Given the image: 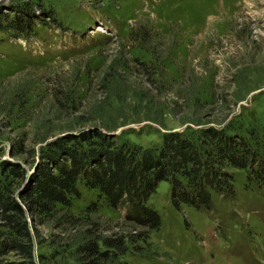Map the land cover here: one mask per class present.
Instances as JSON below:
<instances>
[{
    "label": "rangeland",
    "instance_id": "rangeland-1",
    "mask_svg": "<svg viewBox=\"0 0 264 264\" xmlns=\"http://www.w3.org/2000/svg\"><path fill=\"white\" fill-rule=\"evenodd\" d=\"M208 127L242 134L264 156V0H0L6 184L16 181L1 172L7 163L32 172L67 133L97 128L117 143L156 148L169 132L196 137ZM222 170L231 190L209 189L211 209L176 207L160 181L146 202L160 227L120 260L264 264V178ZM78 189L68 208L58 205L42 223L27 214L36 264H72L86 236L144 231L124 219V207ZM17 260L9 252L0 264Z\"/></svg>",
    "mask_w": 264,
    "mask_h": 264
},
{
    "label": "trees",
    "instance_id": "trees-1",
    "mask_svg": "<svg viewBox=\"0 0 264 264\" xmlns=\"http://www.w3.org/2000/svg\"><path fill=\"white\" fill-rule=\"evenodd\" d=\"M114 138L97 128L67 133L40 154L32 172L18 162L7 163L1 172L16 181L6 184L0 179V257L12 252L19 257L12 264H36L27 214L42 223L58 205L68 208L80 195L79 183L103 196L107 205L124 207V219L144 231L86 236L76 245L72 264H127L120 256L129 244L160 227V215L146 203L160 181L169 183L176 207L185 203L211 209L209 189L231 190L230 175L222 170L225 165L248 168L256 179L264 178L259 149L227 127H208L196 137L186 131L169 132L156 148L127 140L117 143Z\"/></svg>",
    "mask_w": 264,
    "mask_h": 264
},
{
    "label": "bare ground",
    "instance_id": "bare-ground-1",
    "mask_svg": "<svg viewBox=\"0 0 264 264\" xmlns=\"http://www.w3.org/2000/svg\"><path fill=\"white\" fill-rule=\"evenodd\" d=\"M98 31H102L100 28L97 29Z\"/></svg>",
    "mask_w": 264,
    "mask_h": 264
},
{
    "label": "water",
    "instance_id": "water-1",
    "mask_svg": "<svg viewBox=\"0 0 264 264\" xmlns=\"http://www.w3.org/2000/svg\"><path fill=\"white\" fill-rule=\"evenodd\" d=\"M34 252V251H33Z\"/></svg>",
    "mask_w": 264,
    "mask_h": 264
}]
</instances>
